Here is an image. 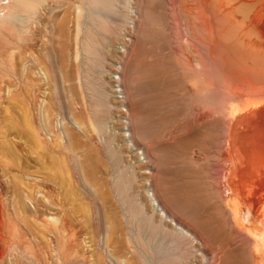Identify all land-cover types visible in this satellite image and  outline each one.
<instances>
[{
	"label": "rangeland",
	"instance_id": "1",
	"mask_svg": "<svg viewBox=\"0 0 264 264\" xmlns=\"http://www.w3.org/2000/svg\"><path fill=\"white\" fill-rule=\"evenodd\" d=\"M197 1L0 0V264H253L224 185L264 7Z\"/></svg>",
	"mask_w": 264,
	"mask_h": 264
},
{
	"label": "crops",
	"instance_id": "2",
	"mask_svg": "<svg viewBox=\"0 0 264 264\" xmlns=\"http://www.w3.org/2000/svg\"><path fill=\"white\" fill-rule=\"evenodd\" d=\"M235 124L231 132L240 128L251 135L246 140L233 138L228 148L226 165L236 168H229L225 179L224 210L234 228L250 238L253 264H264V239L255 234L264 231L260 227L264 222V110L245 111Z\"/></svg>",
	"mask_w": 264,
	"mask_h": 264
},
{
	"label": "bare ground",
	"instance_id": "3",
	"mask_svg": "<svg viewBox=\"0 0 264 264\" xmlns=\"http://www.w3.org/2000/svg\"><path fill=\"white\" fill-rule=\"evenodd\" d=\"M199 1V0H198ZM197 1V2H198ZM210 1V0H209ZM218 3L216 4L217 6H218V8H219V11H224V10H226V8L228 7V10H231V9H233V6H232V3L234 2V1H243V2H250V1H252L254 4H260L262 7H264V0H216ZM15 3V2H14ZM28 3V2H27ZM30 3V2H29ZM28 3V4H29ZM202 3H204L205 4V6L206 5H208V0H203V2ZM24 4V3H23ZM27 4V5H28ZM31 5V4H30ZM198 5V4H197ZM259 5V6H260ZM19 7H20V5H19ZM21 7L23 8V6L21 5ZM20 7V9H22ZM29 7V6H28ZM32 7V6H31ZM6 7H2V6H0V20H3L4 19V17L6 16H8L9 15V11L8 12H6L5 13V11H6V9L8 8H6ZM18 8V7H17ZM25 8H26V6H25ZM47 8V7H46ZM198 8H199V13H198V16L200 15V16H203V14H204V11H203V9H202V6L199 4L198 5ZM31 9V8H30ZM32 10V9H31ZM16 11V10H15ZM18 11H20V10H18ZM22 11V10H21ZM27 11V10H26ZM16 13H18V12H16ZM21 13V12H20ZM5 14H8V15H5ZM20 15V14H19ZM15 16V15H14ZM7 20V19H6ZM10 20V19H9ZM9 20H7V21H9ZM13 20H15V19H13ZM12 20V21H13ZM4 21V20H3ZM2 21V22H3ZM16 21H19V20H16ZM21 21V20H20ZM1 22V21H0ZM203 22V21H202ZM2 24H4V23H1L0 25H2ZM5 25V24H4ZM251 53H253L252 55H256L258 58H260V59H262V60H264V55L263 56H260L259 55V51H250ZM262 52V51H261ZM245 53V52H244ZM244 57V56H243ZM260 110V109H259ZM256 112V111H255ZM255 114V113H254ZM260 114V113H259ZM262 115V114H261ZM262 117V116H261ZM260 117V118H261ZM257 118V117H256ZM256 120V119H255ZM236 125V124H235ZM238 129V128H237ZM236 130V129H235ZM234 131V130H233ZM234 133H235V131H234ZM233 133V134H234ZM233 136V135H232ZM233 139V138H232ZM133 146V145H132ZM234 152H235V150H234ZM239 155V154H238ZM229 158H230V156H229ZM241 159H243V158H241ZM231 161V160H230ZM243 161H244V159H243ZM238 170V169H237ZM243 171V170H242ZM232 172V171H231ZM229 176H230V172H229ZM154 192H152V193H149V199L151 200V202H152V206H154L153 208L154 209H156L158 212H159V215L161 216V217H163V218H165V219H167L168 217H167V212L163 209L164 207L161 205V204H159V201H157V199H156V196H154V194H153ZM161 205V206H160ZM168 220V219H167ZM180 227V226H179ZM179 230H180V233H183V234H185L186 236H188V235H190L184 228H179ZM255 234H257V236H258V238H261V239H264V231L263 232H256ZM260 243V242H259Z\"/></svg>",
	"mask_w": 264,
	"mask_h": 264
}]
</instances>
